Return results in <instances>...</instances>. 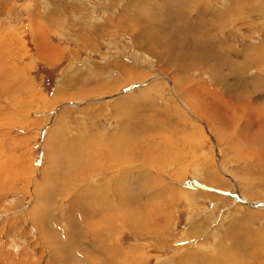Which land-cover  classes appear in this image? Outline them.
Segmentation results:
<instances>
[{
    "label": "rangeland",
    "instance_id": "1",
    "mask_svg": "<svg viewBox=\"0 0 264 264\" xmlns=\"http://www.w3.org/2000/svg\"><path fill=\"white\" fill-rule=\"evenodd\" d=\"M0 264H264V0H0Z\"/></svg>",
    "mask_w": 264,
    "mask_h": 264
},
{
    "label": "bare ground",
    "instance_id": "2",
    "mask_svg": "<svg viewBox=\"0 0 264 264\" xmlns=\"http://www.w3.org/2000/svg\"><path fill=\"white\" fill-rule=\"evenodd\" d=\"M111 142V141H110ZM73 158V157H72ZM75 159V158H74ZM109 192H111V191H109ZM108 195V194H107ZM110 195H111V193H110ZM109 196V195H108ZM111 210V209H110ZM107 218V217H106ZM109 219V218H108ZM82 239V238H81Z\"/></svg>",
    "mask_w": 264,
    "mask_h": 264
}]
</instances>
